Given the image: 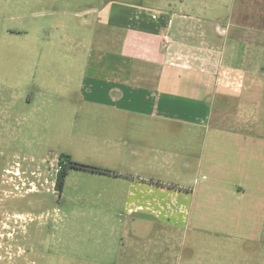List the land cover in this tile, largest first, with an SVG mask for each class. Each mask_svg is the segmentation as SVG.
<instances>
[{
    "label": "crops",
    "instance_id": "1",
    "mask_svg": "<svg viewBox=\"0 0 264 264\" xmlns=\"http://www.w3.org/2000/svg\"><path fill=\"white\" fill-rule=\"evenodd\" d=\"M238 3L246 6L241 22ZM155 4L165 7L86 10L87 23L103 29L94 28L82 89L102 106L89 113L111 124L94 136L133 155L130 164L115 155L113 178L128 184L127 208L143 221L264 241V0ZM207 241L130 245L138 264L158 256L168 264L176 255L188 264V249L175 246Z\"/></svg>",
    "mask_w": 264,
    "mask_h": 264
},
{
    "label": "rangeland",
    "instance_id": "2",
    "mask_svg": "<svg viewBox=\"0 0 264 264\" xmlns=\"http://www.w3.org/2000/svg\"><path fill=\"white\" fill-rule=\"evenodd\" d=\"M103 4L165 7L155 0H0V264H138L130 242L164 237L213 239L175 246L188 249V264H264V241L143 221L127 208L128 184L111 173L70 168L57 190L61 155L112 171L115 155L128 164L133 158L129 147L94 136L110 118L89 113L102 106L82 89L94 28L103 29L87 23L86 10ZM245 10L237 4L239 22ZM176 256L168 264H178Z\"/></svg>",
    "mask_w": 264,
    "mask_h": 264
},
{
    "label": "trees",
    "instance_id": "3",
    "mask_svg": "<svg viewBox=\"0 0 264 264\" xmlns=\"http://www.w3.org/2000/svg\"><path fill=\"white\" fill-rule=\"evenodd\" d=\"M60 158L62 161H65V167H63L58 174L56 187H57V190L59 191H62L64 188V183H65V180H66V177L68 175L70 168L89 169L91 171H98V172L111 173V174L116 173L115 171H112V170H105V169L95 167L92 165L80 163L78 161L73 160L72 157L67 154L61 155Z\"/></svg>",
    "mask_w": 264,
    "mask_h": 264
},
{
    "label": "built area",
    "instance_id": "4",
    "mask_svg": "<svg viewBox=\"0 0 264 264\" xmlns=\"http://www.w3.org/2000/svg\"><path fill=\"white\" fill-rule=\"evenodd\" d=\"M164 39H166V40L168 39V35L167 34L164 36Z\"/></svg>",
    "mask_w": 264,
    "mask_h": 264
},
{
    "label": "flooded vegetation",
    "instance_id": "5",
    "mask_svg": "<svg viewBox=\"0 0 264 264\" xmlns=\"http://www.w3.org/2000/svg\"><path fill=\"white\" fill-rule=\"evenodd\" d=\"M60 170L58 171V174H59ZM58 174H57V177H56V180L58 179Z\"/></svg>",
    "mask_w": 264,
    "mask_h": 264
}]
</instances>
